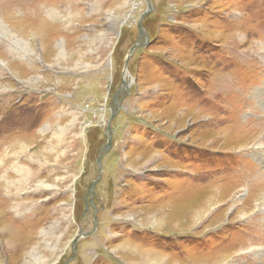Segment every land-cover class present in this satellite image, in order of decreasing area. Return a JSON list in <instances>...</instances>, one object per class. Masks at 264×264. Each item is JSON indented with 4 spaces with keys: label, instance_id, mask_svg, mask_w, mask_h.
<instances>
[{
    "label": "rangeland",
    "instance_id": "rangeland-1",
    "mask_svg": "<svg viewBox=\"0 0 264 264\" xmlns=\"http://www.w3.org/2000/svg\"><path fill=\"white\" fill-rule=\"evenodd\" d=\"M150 2L0 0V264H264V0Z\"/></svg>",
    "mask_w": 264,
    "mask_h": 264
},
{
    "label": "bare ground",
    "instance_id": "bare-ground-1",
    "mask_svg": "<svg viewBox=\"0 0 264 264\" xmlns=\"http://www.w3.org/2000/svg\"><path fill=\"white\" fill-rule=\"evenodd\" d=\"M46 3H48V2H46ZM1 5V4H0ZM25 6V5H24ZM37 6H39V5H37ZM42 6V5H41ZM40 7V6H39ZM41 9V8H40ZM36 10V9H35ZM37 10H38V8H37ZM54 12H57L56 13V15L55 16H51V15H47V13H49V11L46 13V15H45V18H44V20L40 23V25L38 26V25H34V26H36V27H32V25L30 24V23H26V26H25V29H24V31L21 33V38L22 39H17V40H15V42L16 43H18L19 44V48H21V50L19 51L21 54L22 53H26L25 52V49H23V48H29L30 49V51H31V49H32V42H34L35 43V40H32L31 38H40V37H44V35H41V34H43V29H44V31H46V30H48L47 28L48 27H50L53 23H51L52 21H50V20H52V18L53 17H58V16H60L61 14L57 11V10H53ZM82 12V11H81ZM64 13V12H63ZM45 14V13H44ZM31 15V14H30ZM35 15V14H34ZM32 16V15H31ZM40 17H41V15H40ZM43 17V16H42ZM32 18V17H31ZM34 18V17H33ZM35 19V18H34ZM55 19V18H54ZM59 19V18H58ZM58 19H57V22H59L58 21ZM64 19V18H63ZM49 22L51 23L50 24V26H48L49 25ZM68 22V21H67ZM1 24H2V22H1V20H0V26H1ZM43 24V26L44 27H42L41 25ZM57 24V23H56ZM60 25V24H59ZM65 25V24H64ZM28 26L29 27H32L31 29L32 30H28L29 28H28ZM52 27V26H51ZM56 27H58V26H56ZM51 29V28H50ZM57 29V28H56ZM60 29V28H59ZM65 29V28H64ZM38 32V34H35V33H37L36 31ZM55 30V29H54ZM52 32H50V34H51ZM40 34V35H39ZM39 35V37H37ZM30 37V39L28 40L27 38H29ZM45 38V37H44ZM26 40L28 41V43L30 42V45H28V43L26 42ZM33 43V44H34ZM63 45V44H62ZM61 60H63V61H67L65 58H66V52L65 51H63L64 49H62L61 48ZM14 53V52H13ZM19 53V54H20ZM15 54V53H14ZM78 56V55H77ZM6 57V55L4 54V53H1L0 52V58L1 59H4ZM67 57H69V56H67ZM264 135V134H263ZM263 135L261 134L259 137L261 138L262 137V139L260 140L263 144H264V140H263ZM262 145V144H261ZM15 147L16 146H19V149L21 150V151H23V149H24V147H25V145H20V144H17V145H14ZM44 149L45 148H43V151H44ZM51 149V148H50ZM53 149V148H52ZM25 150V149H24ZM38 155V154H37ZM49 154L48 153H46V156H48ZM52 155V154H51ZM45 160H47V158H45ZM40 167V166H39ZM35 176V175H34ZM33 179H35V178H33L32 177V181H33ZM263 183V182H262ZM11 184H12V182H10V181H7L6 182V185L7 186H11ZM18 191V193L21 191L20 189H18L17 190ZM263 197H264V192L261 194V197H260V201L263 199ZM261 228H262V224H259V223H257L255 226H254V229H255V234L253 235V239H257L258 238V235H260L261 234ZM250 238H251V236H250ZM260 242H261V240H260Z\"/></svg>",
    "mask_w": 264,
    "mask_h": 264
},
{
    "label": "water",
    "instance_id": "water-1",
    "mask_svg": "<svg viewBox=\"0 0 264 264\" xmlns=\"http://www.w3.org/2000/svg\"><path fill=\"white\" fill-rule=\"evenodd\" d=\"M147 2V5H148V9L146 10V12L144 14H142V16L140 17V20H139V24H138V32H139V38H138V42L132 49H131V54L128 56V58L126 59V63H125V70H127V64L129 62V59L130 57L133 55L134 51H136L137 48H143L145 45L148 44V38H147V35H146V32L144 30V28L142 27V22L143 20L146 18V16L151 12L153 11V7H152V4L150 2V0H146ZM140 39H143V41L140 42ZM117 106H118V103H117ZM115 110L118 112L119 109L115 108ZM115 118V114L112 115L111 119H110V122L108 124V128H107V136H108V144L101 150L100 154H99V157H98V160H97V168H98V172H99V178L93 182V184L90 186L89 188V193L87 195V197L91 196V199H90V205L94 208V210H96V208L94 207V204H93V196H94V189L97 185V183L99 182V179H100V176L102 175V162H103V158L105 155L108 154V152L110 151L111 149V146H112V129H111V124L113 122V119ZM97 213V212H96ZM97 224V218H95V226ZM95 230V229H94ZM94 232L92 231L89 235L87 234V236H90L92 235ZM79 239H77L74 243H73V257L71 258V260L74 259L75 255H76V252H77V243H78Z\"/></svg>",
    "mask_w": 264,
    "mask_h": 264
}]
</instances>
